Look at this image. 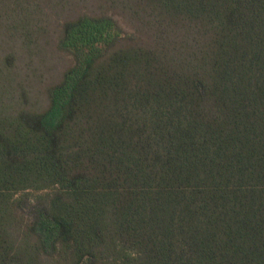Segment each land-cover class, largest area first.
Returning a JSON list of instances; mask_svg holds the SVG:
<instances>
[{"label": "trees", "instance_id": "obj_1", "mask_svg": "<svg viewBox=\"0 0 264 264\" xmlns=\"http://www.w3.org/2000/svg\"><path fill=\"white\" fill-rule=\"evenodd\" d=\"M59 47L0 129V264H264V0H110ZM47 186L16 250L13 196Z\"/></svg>", "mask_w": 264, "mask_h": 264}, {"label": "rangeland", "instance_id": "obj_2", "mask_svg": "<svg viewBox=\"0 0 264 264\" xmlns=\"http://www.w3.org/2000/svg\"><path fill=\"white\" fill-rule=\"evenodd\" d=\"M110 0H0V129L21 132L20 112H41L49 100V88L71 66L70 49L59 47L65 22L82 13L101 10ZM121 25L132 30L130 24ZM19 129V130H18ZM47 186L27 188L14 194L22 199L20 224L14 225L15 249L23 250L22 224L33 204L53 193ZM17 250V249H16ZM26 264H30L25 259ZM39 264H65L59 256Z\"/></svg>", "mask_w": 264, "mask_h": 264}]
</instances>
